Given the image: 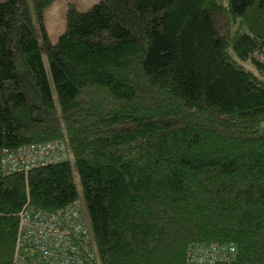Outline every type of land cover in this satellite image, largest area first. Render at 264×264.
Listing matches in <instances>:
<instances>
[{
	"label": "trees",
	"instance_id": "obj_1",
	"mask_svg": "<svg viewBox=\"0 0 264 264\" xmlns=\"http://www.w3.org/2000/svg\"><path fill=\"white\" fill-rule=\"evenodd\" d=\"M53 1L0 2V159L54 141L68 153L0 166V264H13L24 206L75 202L91 264H185L201 243L233 245L224 264H264V0L68 6L50 44Z\"/></svg>",
	"mask_w": 264,
	"mask_h": 264
},
{
	"label": "built area",
	"instance_id": "obj_2",
	"mask_svg": "<svg viewBox=\"0 0 264 264\" xmlns=\"http://www.w3.org/2000/svg\"><path fill=\"white\" fill-rule=\"evenodd\" d=\"M68 160L63 142L4 150L0 159L6 174L27 173L40 165ZM79 203L56 213L24 206L18 216L13 264H91L95 259ZM236 248L227 243H201L186 250L185 264H224L235 260Z\"/></svg>",
	"mask_w": 264,
	"mask_h": 264
},
{
	"label": "rangeland",
	"instance_id": "obj_3",
	"mask_svg": "<svg viewBox=\"0 0 264 264\" xmlns=\"http://www.w3.org/2000/svg\"><path fill=\"white\" fill-rule=\"evenodd\" d=\"M1 1L2 0H0V2ZM27 2H28V6L32 8L31 0H27ZM99 2L100 0H54L52 3H50L43 10L41 14L42 15L41 22L43 24V28L46 32V35L48 37L50 44H54L56 40L58 39L59 35L64 30L65 16H66V10L68 6H72L77 10L84 11ZM34 24H35L37 32L40 33V30H39L40 23H38V20L34 19ZM41 47H42V60L44 63L47 77L49 79L50 88L52 90V95L54 97V100L56 101L55 91H54V87L51 81V76H50L49 68L47 64V54H46L47 48L45 47L44 44H42ZM243 66L245 68L248 67L249 69H252V67L248 63H243ZM72 174H73V180H74L75 186L77 190L79 191V193H81L79 178H78V174H77V171L74 165H72ZM80 203L83 207V203L82 202Z\"/></svg>",
	"mask_w": 264,
	"mask_h": 264
}]
</instances>
